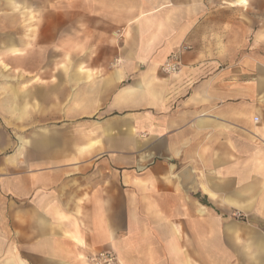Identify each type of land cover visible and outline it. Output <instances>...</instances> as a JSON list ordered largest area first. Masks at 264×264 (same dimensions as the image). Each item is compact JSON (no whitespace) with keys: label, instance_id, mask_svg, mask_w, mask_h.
<instances>
[{"label":"crops","instance_id":"0c3cea01","mask_svg":"<svg viewBox=\"0 0 264 264\" xmlns=\"http://www.w3.org/2000/svg\"><path fill=\"white\" fill-rule=\"evenodd\" d=\"M103 251L264 264V0H0V264Z\"/></svg>","mask_w":264,"mask_h":264},{"label":"built area","instance_id":"2783aa9c","mask_svg":"<svg viewBox=\"0 0 264 264\" xmlns=\"http://www.w3.org/2000/svg\"><path fill=\"white\" fill-rule=\"evenodd\" d=\"M182 50L179 49L168 57L163 64L162 69L167 74H176L181 71L182 68ZM258 117L255 121H258ZM91 264H117V255L114 251H103L93 255L90 258Z\"/></svg>","mask_w":264,"mask_h":264},{"label":"rangeland","instance_id":"374dc122","mask_svg":"<svg viewBox=\"0 0 264 264\" xmlns=\"http://www.w3.org/2000/svg\"><path fill=\"white\" fill-rule=\"evenodd\" d=\"M5 129L8 130L7 127H6V125H5Z\"/></svg>","mask_w":264,"mask_h":264}]
</instances>
